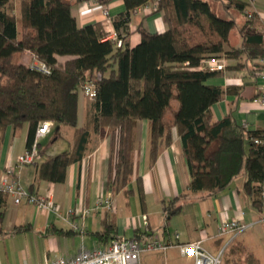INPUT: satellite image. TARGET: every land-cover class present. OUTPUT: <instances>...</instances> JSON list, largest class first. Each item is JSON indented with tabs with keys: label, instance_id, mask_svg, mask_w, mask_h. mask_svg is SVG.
I'll use <instances>...</instances> for the list:
<instances>
[{
	"label": "trees",
	"instance_id": "1",
	"mask_svg": "<svg viewBox=\"0 0 264 264\" xmlns=\"http://www.w3.org/2000/svg\"><path fill=\"white\" fill-rule=\"evenodd\" d=\"M147 1L123 0L124 10L111 19L121 41L117 45L105 39L100 22L79 26L67 0H0V134L7 126L26 124L29 147L42 121L72 127L70 149L33 164L36 180L61 183L67 167L84 156L91 131L106 127L110 141L107 187L130 194L137 121L151 122L149 164L170 144L175 127L191 175L188 192L212 195L244 174L242 189L251 206L264 211V130H248L230 116L213 120L210 107L231 87L207 84L222 71L200 68L202 59L212 57L236 59V68L264 58V38L254 30L256 14L248 18L245 3L227 0L223 3L227 10L234 9L242 17L238 26L232 13L221 16L210 0H159L150 15L160 14L166 29L149 32L140 23L130 31L133 10ZM235 28L237 44L231 41ZM133 33L139 41L131 47ZM25 50L45 63L48 72L19 63ZM60 56L68 57L59 61ZM86 81L94 83L96 95L92 113L80 126L79 95ZM173 101L178 103L176 109H172ZM136 193L143 204L140 177ZM165 209L173 214L180 207L169 204ZM107 228L114 230V225ZM146 233L147 229L134 230L133 237L143 238ZM227 254L237 256L233 264H262L240 243L229 245L222 263L229 264Z\"/></svg>",
	"mask_w": 264,
	"mask_h": 264
},
{
	"label": "crops",
	"instance_id": "2",
	"mask_svg": "<svg viewBox=\"0 0 264 264\" xmlns=\"http://www.w3.org/2000/svg\"><path fill=\"white\" fill-rule=\"evenodd\" d=\"M71 3V12L79 26L92 22H100L104 28L119 12L124 10L123 0H110L106 5L97 0H85ZM227 0H210L213 8L221 15L235 17L238 26L242 17L234 9L223 5ZM245 3L246 10H252L258 22L254 30L264 28V0H237ZM142 12L133 14L129 23L130 31H134L141 23L149 32H163L166 24L160 14ZM113 26V25H112ZM232 43L239 42L237 28L232 34ZM139 35L133 33L129 37L130 46H135ZM25 50L18 62L28 58ZM224 57V56H221ZM62 61L60 57H57ZM225 58L226 66L221 75L209 78L206 83L231 91L210 107L213 120L230 116L235 122L244 125L248 130H264V102L258 100L264 92V66L256 62L247 63L236 68V59ZM28 60V59H27ZM229 66V67H228ZM79 113L80 126L85 124L92 113V100L80 94ZM90 101V103L88 102ZM178 103L172 102V109ZM78 113V121H79ZM170 116V112L167 114ZM52 130V129H51ZM51 131L43 137V140ZM172 141L163 146L154 160L149 164V146L151 141V122L138 120L135 127V146L133 150V174L129 188L130 194L124 190L113 192L107 187L109 174L110 141L106 127L91 131L87 149L78 162L71 163L66 170V178L61 183L36 180L35 165H24L16 168L15 176L26 189L40 194H50L61 207V217L52 213L39 211L34 205L15 204L11 197L0 196V264H44L56 257H67L75 254L82 247L93 249L106 246L113 237H133L134 230H145L143 238L156 236L164 242H175L174 233H179L180 242H190L203 236H215L219 224L224 219L237 218L250 224L249 228L239 234L232 242L240 243L264 264V211L254 209L244 193V174L238 175L226 188L212 195L206 192H188L191 180L186 158L182 151V143L175 127L171 129ZM28 138V126L13 128L7 126L0 134V175L8 165L15 163L16 157L25 151ZM42 142V141H41ZM73 143V132L63 147L53 151L54 156L70 149ZM39 162L44 158L40 147ZM141 178L143 188V204L136 193V179ZM98 197L110 199V207H95ZM179 206L177 213L168 214L165 206ZM90 209L89 214L81 216L82 211ZM75 210L76 214L67 218V212ZM72 224L82 226L75 231ZM114 225L107 228V225ZM26 226L27 228H23ZM108 230V231H107ZM106 232H108L106 234ZM96 233H101L98 237ZM105 233V234H104ZM230 237L205 240L202 245L215 252ZM230 244V245H231ZM236 255H226L229 264H233ZM242 256V255H241ZM191 255H182L176 246L164 252H146L140 255L139 264H193ZM225 264V262H223ZM228 264V263H227Z\"/></svg>",
	"mask_w": 264,
	"mask_h": 264
},
{
	"label": "built area",
	"instance_id": "3",
	"mask_svg": "<svg viewBox=\"0 0 264 264\" xmlns=\"http://www.w3.org/2000/svg\"><path fill=\"white\" fill-rule=\"evenodd\" d=\"M159 0H149L143 5L135 8L133 14H139L142 12H152L158 4ZM253 0H249L248 3H252ZM248 18L253 17L252 10H246ZM264 38V28L258 30ZM105 39L113 40L120 45L121 41L117 39L116 32L111 22L105 27ZM28 58H23L20 63L40 70L42 72H48V67L45 63L39 61L31 51ZM28 59V60H27ZM259 66H264V58H259L255 61ZM226 62L224 57H212L208 59H202L200 68H204L210 71H223L225 69ZM264 75V74H262ZM80 93L87 99L93 100L96 95V88L93 82L86 81L80 89ZM259 101L264 102V92L259 96ZM53 126V122L50 120L42 121L38 124L34 139L29 147L24 152L16 157L13 165H8L0 175V193L7 194L12 198L15 204L27 203L34 205L37 210L52 213L57 217H61V207L54 201L50 194H40L30 191L23 187L16 178V168H20L24 165H32L40 158L39 141L46 136ZM255 142H258L256 139ZM264 196V190L261 192ZM97 207H110L111 202L107 197H98L95 200ZM90 209L82 211L81 216L89 214ZM76 214L75 210H69L67 212V218ZM264 221V218H261ZM250 224L242 222L237 218L224 219L217 229L215 236H203L198 240L190 242H180L179 233H174L175 242H164L158 239L156 236L149 238H135V237H113L111 241L103 247H96L93 249H86L82 247L72 256L56 257L51 260H47L44 264H139L140 255L146 252H164L169 247L176 246L182 255H191L194 258L193 264H221L223 256L231 242L242 232L249 228ZM72 228L75 231H81L82 226L72 224ZM229 234L230 237L226 240L215 252L206 249L202 243L205 240L223 237Z\"/></svg>",
	"mask_w": 264,
	"mask_h": 264
},
{
	"label": "rangeland",
	"instance_id": "4",
	"mask_svg": "<svg viewBox=\"0 0 264 264\" xmlns=\"http://www.w3.org/2000/svg\"><path fill=\"white\" fill-rule=\"evenodd\" d=\"M221 16L228 17L229 14L222 13ZM68 56H60L61 60L66 59ZM82 97L79 95V100H81ZM90 103V101H88ZM81 121V115L79 113V121L78 124H80ZM51 133L43 140V138L40 139V147L44 151L42 159L49 158L53 151L57 150L58 148L63 147L65 142L71 138L73 128L67 125L63 124H56L53 125L51 128ZM42 141V142H41ZM138 197V196H137ZM223 264V263H221Z\"/></svg>",
	"mask_w": 264,
	"mask_h": 264
}]
</instances>
